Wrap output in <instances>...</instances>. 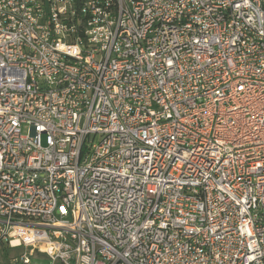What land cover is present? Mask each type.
<instances>
[{"label": "built area", "instance_id": "built-area-1", "mask_svg": "<svg viewBox=\"0 0 264 264\" xmlns=\"http://www.w3.org/2000/svg\"><path fill=\"white\" fill-rule=\"evenodd\" d=\"M0 245L264 264V0H0Z\"/></svg>", "mask_w": 264, "mask_h": 264}, {"label": "rangeland", "instance_id": "rangeland-1", "mask_svg": "<svg viewBox=\"0 0 264 264\" xmlns=\"http://www.w3.org/2000/svg\"><path fill=\"white\" fill-rule=\"evenodd\" d=\"M23 133H28V127L23 126ZM25 251L24 247L9 248L6 245H0V264H12L15 257H19ZM31 264H55L46 254L35 252L31 256Z\"/></svg>", "mask_w": 264, "mask_h": 264}]
</instances>
